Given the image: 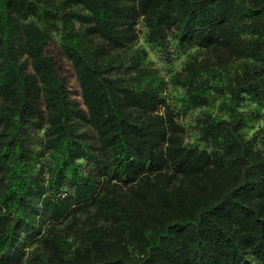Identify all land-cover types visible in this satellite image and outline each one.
Returning <instances> with one entry per match:
<instances>
[{"label":"trees","instance_id":"trees-1","mask_svg":"<svg viewBox=\"0 0 264 264\" xmlns=\"http://www.w3.org/2000/svg\"><path fill=\"white\" fill-rule=\"evenodd\" d=\"M0 264H264V0H0Z\"/></svg>","mask_w":264,"mask_h":264},{"label":"rangeland","instance_id":"rangeland-1","mask_svg":"<svg viewBox=\"0 0 264 264\" xmlns=\"http://www.w3.org/2000/svg\"><path fill=\"white\" fill-rule=\"evenodd\" d=\"M47 50L54 56L57 73L65 81L69 93L73 98L80 100V89L74 76L71 63L64 58L59 48L54 43L50 44ZM150 57L154 61L155 66L160 70L162 74L171 68L176 70L181 66L182 58L175 59V62L171 66H168L167 62L164 61L159 55L157 56L154 53H151Z\"/></svg>","mask_w":264,"mask_h":264}]
</instances>
